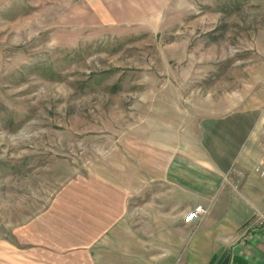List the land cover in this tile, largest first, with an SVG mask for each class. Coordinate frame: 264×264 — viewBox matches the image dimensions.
Listing matches in <instances>:
<instances>
[{
	"label": "rangeland",
	"instance_id": "1",
	"mask_svg": "<svg viewBox=\"0 0 264 264\" xmlns=\"http://www.w3.org/2000/svg\"><path fill=\"white\" fill-rule=\"evenodd\" d=\"M246 106L264 109V0H0V264L51 263L66 227L84 262L96 204L137 216L162 143Z\"/></svg>",
	"mask_w": 264,
	"mask_h": 264
},
{
	"label": "crops",
	"instance_id": "2",
	"mask_svg": "<svg viewBox=\"0 0 264 264\" xmlns=\"http://www.w3.org/2000/svg\"><path fill=\"white\" fill-rule=\"evenodd\" d=\"M263 110L246 106L210 115L180 141L162 143L160 165L146 169L141 189H132L140 199L138 215L124 216L129 192L118 189L117 201L115 192L105 200L125 208L124 217L96 204L104 216L88 215L79 227L77 253L84 262H70L66 227L48 243L54 261L28 264H264V228L257 223L264 214V176L256 172L264 170ZM200 206L207 214L187 223Z\"/></svg>",
	"mask_w": 264,
	"mask_h": 264
},
{
	"label": "built area",
	"instance_id": "3",
	"mask_svg": "<svg viewBox=\"0 0 264 264\" xmlns=\"http://www.w3.org/2000/svg\"><path fill=\"white\" fill-rule=\"evenodd\" d=\"M256 172L264 176V170H262L261 168H257ZM207 212V209L200 206L196 208V210L192 212L188 217H186V222L190 223L194 220H197L200 215L207 214ZM257 223L261 228H264V214L259 215Z\"/></svg>",
	"mask_w": 264,
	"mask_h": 264
}]
</instances>
